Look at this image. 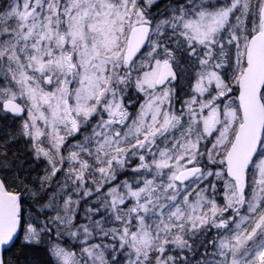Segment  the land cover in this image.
Here are the masks:
<instances>
[{
    "label": "snow or ice",
    "instance_id": "snow-or-ice-1",
    "mask_svg": "<svg viewBox=\"0 0 264 264\" xmlns=\"http://www.w3.org/2000/svg\"><path fill=\"white\" fill-rule=\"evenodd\" d=\"M0 264H264V0H0Z\"/></svg>",
    "mask_w": 264,
    "mask_h": 264
}]
</instances>
